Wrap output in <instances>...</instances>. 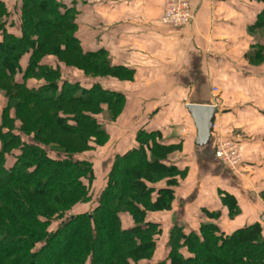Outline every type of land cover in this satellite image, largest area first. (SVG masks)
I'll return each mask as SVG.
<instances>
[{"label": "trees", "instance_id": "16d2710c", "mask_svg": "<svg viewBox=\"0 0 264 264\" xmlns=\"http://www.w3.org/2000/svg\"><path fill=\"white\" fill-rule=\"evenodd\" d=\"M19 4L16 17L0 0V90L7 98L0 116V264H152L162 230L148 214L171 208L174 178L185 176L167 161L178 146L167 145L159 131L139 130L137 145L114 156L95 206L67 214L90 201L93 163L79 156L108 138L96 119L100 107L119 110L123 96L61 81L58 65L45 58L69 65L74 55L87 73L132 74L102 60L105 49L84 50L74 33L76 0ZM263 26L264 7L252 28ZM30 79L37 80L32 88ZM160 180L166 182L157 185ZM222 202L229 216L237 213L232 196L224 194ZM156 264H264V224L231 234L213 224L198 233L175 224Z\"/></svg>", "mask_w": 264, "mask_h": 264}, {"label": "crops", "instance_id": "0c3cea01", "mask_svg": "<svg viewBox=\"0 0 264 264\" xmlns=\"http://www.w3.org/2000/svg\"><path fill=\"white\" fill-rule=\"evenodd\" d=\"M190 5L192 22L173 28L159 23L161 0H129L122 7L124 20L109 25L105 39L92 36L88 44L110 52L114 63L132 74L122 91L134 110L123 120L127 133L111 139L108 153L135 147L139 130L159 131L167 145L178 146L167 161L185 176L174 178L171 210L150 214L148 220L166 234L175 224L195 233L202 224H213L231 234L263 224L264 61L252 35L259 29L252 27L264 6L259 0H190ZM187 104L215 108L208 144L197 142ZM229 139L240 147L234 171L214 155L216 144ZM224 194L236 201L232 216ZM163 256L164 251L152 264Z\"/></svg>", "mask_w": 264, "mask_h": 264}, {"label": "rangeland", "instance_id": "374dc122", "mask_svg": "<svg viewBox=\"0 0 264 264\" xmlns=\"http://www.w3.org/2000/svg\"><path fill=\"white\" fill-rule=\"evenodd\" d=\"M129 0H78L76 2V14L73 15L74 22H75V30L74 33L76 37L79 39V41L82 43L81 46H83L84 50H91L90 39L92 36L97 38H106L108 34V27L109 25H113L114 22H122L124 20V16L127 15V11L123 10V6L125 2H128ZM7 3V6L10 8L13 15H16L18 17L19 12V2L20 0H8L5 1ZM18 19V18H17ZM13 20V19H12ZM110 20V23H109ZM18 24V21H15ZM18 27V26H17ZM14 30L10 32L16 33V28H13ZM256 34V35H255ZM252 35H255L258 39L257 42V49H261V51H264V26L259 31L253 32ZM260 42V43H259ZM259 43V44H258ZM95 50V49H92ZM72 59V63L69 65H65L61 62H59L55 57L53 56H47L45 58L46 62H48V65H51L52 67L58 65L61 71V78H63L61 81L66 80L68 82H80L84 87H90L92 84H97L104 90L112 91L115 93L122 94L123 96V102L121 105V108L119 110L115 109L117 107H113L115 109H107L105 105H102L100 107L101 112L97 115L96 119L100 126L106 131L107 133V140L103 146H96L91 145V149L89 151L84 152L83 156H79L81 159L89 160L93 163V179L89 183H85V185H88L89 189V195H90V201L85 204H79L77 206H73L72 210H70L69 213H78L80 211H87L91 209L93 206H95L98 196L101 192V190L104 188L106 182H107V175L110 171V167L112 165L113 156L112 154H109L110 150H112V138L114 136H117L119 134H124L127 132H124V123L123 120L125 118H130V115L132 114L134 108L131 107V100H127L126 96L124 95L123 90V83L124 82H131L132 81V75L125 74L123 72H118L117 77H113V75L109 74H100L97 72H94V74L87 73L83 69L78 68L81 64L80 58L76 59L74 55H70ZM69 57V58H70ZM107 59L106 63L108 62L109 66H114L118 64L114 63L112 54L107 51V56L103 57L102 60ZM84 62H86L84 60ZM90 62V61H89ZM101 61H98V64ZM116 62V61H115ZM91 63V62H90ZM84 65V64H83ZM85 66V65H84ZM83 66V67H84ZM120 67H123L122 65ZM124 68V67H123ZM85 69H91V68H85ZM37 84V80L30 79L27 81V86L29 88L34 87ZM118 86L121 90H118ZM113 87H116V91H113ZM5 92L0 90V116L2 113V110L7 104V98L5 96ZM1 121V120H0ZM129 127V125H127ZM126 131V130H125ZM128 131V130H127ZM61 139L55 140L53 139L51 142L52 144H56L60 146ZM67 140V139H66ZM65 140V142H66ZM64 142V145L66 143ZM1 146V145H0ZM170 156V155H169ZM168 156V158H169ZM11 159L8 157L7 159V166H11ZM239 168V166H238ZM166 180H160L157 185H163ZM174 201V200H173ZM172 201V203H173ZM172 205V204H171ZM171 210V208H170ZM168 210V211H170ZM165 211V212H168ZM156 212H152L148 214V217L150 214H154ZM58 221H55L53 223V228H55ZM123 223L126 225L127 221L123 220ZM155 250L153 254V260L155 257H161L163 254V251H165V247L163 244L167 242V234L162 231L156 238H155ZM111 244V243H110ZM113 244V241H112ZM54 260V259H52Z\"/></svg>", "mask_w": 264, "mask_h": 264}, {"label": "built area", "instance_id": "2783aa9c", "mask_svg": "<svg viewBox=\"0 0 264 264\" xmlns=\"http://www.w3.org/2000/svg\"><path fill=\"white\" fill-rule=\"evenodd\" d=\"M163 12L159 23L173 28L188 26L193 20L190 0H161ZM214 155L222 166L234 171L240 166V147L232 139L218 142L214 149Z\"/></svg>", "mask_w": 264, "mask_h": 264}, {"label": "water", "instance_id": "95a60500", "mask_svg": "<svg viewBox=\"0 0 264 264\" xmlns=\"http://www.w3.org/2000/svg\"><path fill=\"white\" fill-rule=\"evenodd\" d=\"M185 109L194 123L197 132V142L202 145L208 144L215 108L211 105L187 104ZM262 223L264 224V216L262 218Z\"/></svg>", "mask_w": 264, "mask_h": 264}]
</instances>
